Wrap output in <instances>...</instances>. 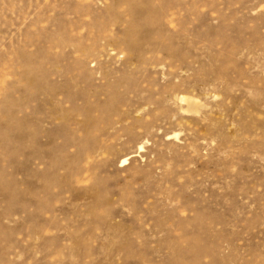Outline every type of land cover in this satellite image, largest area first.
Here are the masks:
<instances>
[{"label": "rangeland", "instance_id": "rangeland-1", "mask_svg": "<svg viewBox=\"0 0 264 264\" xmlns=\"http://www.w3.org/2000/svg\"><path fill=\"white\" fill-rule=\"evenodd\" d=\"M0 264H264V0H0Z\"/></svg>", "mask_w": 264, "mask_h": 264}]
</instances>
